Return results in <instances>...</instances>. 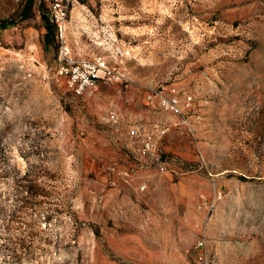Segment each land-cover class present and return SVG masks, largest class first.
<instances>
[{
  "label": "rangeland",
  "instance_id": "1",
  "mask_svg": "<svg viewBox=\"0 0 264 264\" xmlns=\"http://www.w3.org/2000/svg\"><path fill=\"white\" fill-rule=\"evenodd\" d=\"M27 1L0 0V264H264V0H58L61 31ZM97 58L77 95L62 66ZM168 86L195 109L162 172L130 132L177 122Z\"/></svg>",
  "mask_w": 264,
  "mask_h": 264
},
{
  "label": "built area",
  "instance_id": "2",
  "mask_svg": "<svg viewBox=\"0 0 264 264\" xmlns=\"http://www.w3.org/2000/svg\"><path fill=\"white\" fill-rule=\"evenodd\" d=\"M66 1L69 4L71 1L76 0ZM68 4L63 5L56 0V3L53 5V23L60 31L65 27L66 16L69 10ZM62 73L67 77L69 87L77 95H83L100 81H111L116 77L114 71L102 58L67 61L62 66ZM153 98L157 107L167 115L175 118L177 122L168 127H158L156 131L151 132H141L140 129L134 128L130 134L131 138L135 139V143H139L136 151L138 158L145 161L146 164L158 166L162 172H165L167 171V163L163 161L160 153L162 139L171 127L181 125L180 120L186 119L195 109V101L192 95L183 92L176 86L163 88L161 91L154 93ZM111 119L114 120L115 116L112 115Z\"/></svg>",
  "mask_w": 264,
  "mask_h": 264
},
{
  "label": "trees",
  "instance_id": "3",
  "mask_svg": "<svg viewBox=\"0 0 264 264\" xmlns=\"http://www.w3.org/2000/svg\"><path fill=\"white\" fill-rule=\"evenodd\" d=\"M35 4V0H28L26 5V13L30 12ZM40 13L42 21L45 25V29L47 31L45 35V43L46 45H51L55 41V35H56V28L55 25H53L49 19V17L45 14L43 7H40Z\"/></svg>",
  "mask_w": 264,
  "mask_h": 264
}]
</instances>
